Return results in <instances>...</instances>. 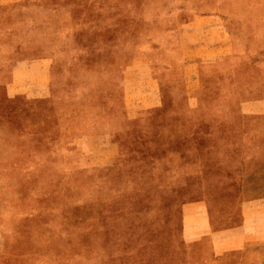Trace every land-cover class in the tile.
<instances>
[{"label":"rangeland","instance_id":"obj_1","mask_svg":"<svg viewBox=\"0 0 264 264\" xmlns=\"http://www.w3.org/2000/svg\"><path fill=\"white\" fill-rule=\"evenodd\" d=\"M0 264H264V0H0Z\"/></svg>","mask_w":264,"mask_h":264},{"label":"crops","instance_id":"obj_2","mask_svg":"<svg viewBox=\"0 0 264 264\" xmlns=\"http://www.w3.org/2000/svg\"><path fill=\"white\" fill-rule=\"evenodd\" d=\"M202 41L203 40L198 41L199 47L197 46V44L191 45L192 47L190 50L191 54H189L188 57V61L190 65L191 63L193 64V61L199 60L200 58L199 55L202 47L205 50L208 48L207 45L205 46L201 44ZM40 68L43 71L44 70L48 71L49 62L48 61L41 62ZM44 75L46 74L44 73ZM190 81L192 82V84L195 82L192 76H190ZM145 102H147L146 105L144 104ZM143 104L142 106H144V108H148L149 105L153 106V104H155V100L153 98L147 97L146 99H143ZM250 204H252L251 201L243 202L242 207L248 206ZM212 207H213L212 204H210L206 200H197L183 204L182 216H181V222H182L181 234L183 239L186 242H192L208 236L210 237V239H212V245L217 254L223 253L227 250L244 248L252 237L249 230L246 229L247 219H243L242 224L239 227L225 229L221 231L216 230L212 227V220L210 216V208Z\"/></svg>","mask_w":264,"mask_h":264}]
</instances>
